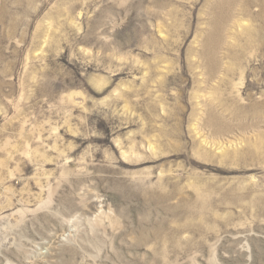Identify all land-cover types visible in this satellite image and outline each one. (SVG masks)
I'll use <instances>...</instances> for the list:
<instances>
[{"label":"rangeland","instance_id":"1","mask_svg":"<svg viewBox=\"0 0 264 264\" xmlns=\"http://www.w3.org/2000/svg\"><path fill=\"white\" fill-rule=\"evenodd\" d=\"M261 31L264 0H0V264H264Z\"/></svg>","mask_w":264,"mask_h":264},{"label":"bare ground","instance_id":"2","mask_svg":"<svg viewBox=\"0 0 264 264\" xmlns=\"http://www.w3.org/2000/svg\"><path fill=\"white\" fill-rule=\"evenodd\" d=\"M258 2H259V1H258ZM210 6H211V5H210ZM211 7H212V6H211ZM213 8H214V7H213ZM217 11H218V10H217ZM212 12H213V11H212ZM212 12H211V13H212ZM215 12H216V11H215ZM219 13H220V12H219ZM256 14H257V13H256ZM261 14H262V12H261ZM216 15H217V14H216ZM216 15H215V16H216ZM262 16H263V15H262ZM217 17H218V16H217ZM225 17H226V15H225ZM228 17H229V16H228ZM223 18H224V17H223ZM221 19H222V18H221ZM221 19H220V20H221ZM221 21H222V20H221ZM229 21H230V20H229ZM213 22H214V20H213ZM226 22H227V21H226ZM216 23H217V22H215V24H216ZM220 24H221V23H219L218 25H220ZM213 25H214V24H213ZM218 25H216L215 27L219 28L220 26H218ZM217 28H216V29H217ZM220 28H221V27H220ZM262 28H263V27H262ZM218 30H220V29H217V31H218ZM212 31H213V30H212ZM214 32H215V31H214ZM261 32H264V31H261ZM215 33H216V32H215ZM217 33H218V32H217ZM211 34H212V33H211ZM218 34H219V33H218ZM218 34H217V35H218ZM217 35H216V36H217ZM219 35H220V34H219ZM219 35H218V36H219ZM213 36H214V35H213ZM257 36H259V35H257ZM257 36H256V37H257ZM261 36H262V35H261ZM211 37H212V36H211ZM259 37H260V36H259ZM211 40H212V39H211ZM214 40H215V39H214ZM216 40H217V39H216ZM262 40H263V39H262ZM209 41H210V40H209ZM259 41H260V40H259ZM215 42H216V41H215ZM221 42H222V41H221ZM211 43H212V42L210 41V44H211ZM262 43H263V42H262ZM206 45H208L207 47L210 46L208 43H207ZM211 45H212V44H211ZM232 46H233V45H232ZM232 46H231V48H232ZM217 47H218L217 49H219V45H218ZM212 48H213V47H212ZM211 50H212V49H211ZM208 51H209V50H208ZM202 52H203V51H202ZM230 54H231V53H230ZM235 55H236V54H235ZM203 57H204V56H203ZM209 58H210V57H209ZM218 58H219V57H218ZM207 59H208V58H207ZM204 60H205V59H204ZM207 61H209V60H207ZM207 61H206V62H207ZM221 61H222V60H221ZM204 62H205V61H204ZM211 65H212V64H211ZM208 67H209V66H208ZM205 70H206V69H205ZM209 76H210V75H209ZM225 77H226V76H225ZM256 81H257V80H256ZM203 84H204V83H203ZM211 93H212V92H211ZM202 94H203V93H202ZM200 96H201V95H200ZM203 97H204V96H203ZM206 103H207V102H206ZM205 105H206V104H205ZM208 107H209V106H208ZM214 108H215V107H214ZM213 110H214V109H213ZM205 111H207V110H205ZM211 112H212V111H211ZM243 112H244V111H243ZM207 114H208V113H207ZM241 114H242V113H241ZM243 114H244V113H243ZM260 114H261V113L256 112V113L253 114V116H255V117H260V116H261ZM205 116H206V115H205ZM207 116H208V115H207ZM242 116H243V115H242ZM245 116H246V115H245ZM244 118H245V117H244ZM244 118H243V119H244ZM253 118H254V117H253ZM222 119H223V118H222ZM256 120H257V119H256ZM241 123H242V122H241ZM245 124H246V123H245ZM247 125H248V124H247ZM252 125H253V124H252ZM241 127H242V126H241ZM206 128H207V127H206ZM231 130H232V129H231Z\"/></svg>","mask_w":264,"mask_h":264}]
</instances>
